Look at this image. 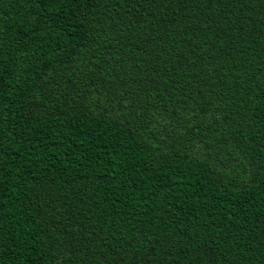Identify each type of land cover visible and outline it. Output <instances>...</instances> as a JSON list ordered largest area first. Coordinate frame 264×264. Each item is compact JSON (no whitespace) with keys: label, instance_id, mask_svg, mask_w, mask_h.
Here are the masks:
<instances>
[{"label":"trees","instance_id":"obj_1","mask_svg":"<svg viewBox=\"0 0 264 264\" xmlns=\"http://www.w3.org/2000/svg\"><path fill=\"white\" fill-rule=\"evenodd\" d=\"M0 264H264V0H0Z\"/></svg>","mask_w":264,"mask_h":264}]
</instances>
